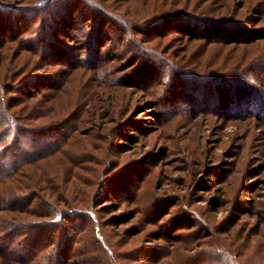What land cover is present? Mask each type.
<instances>
[{"label":"rangeland","instance_id":"1","mask_svg":"<svg viewBox=\"0 0 264 264\" xmlns=\"http://www.w3.org/2000/svg\"><path fill=\"white\" fill-rule=\"evenodd\" d=\"M37 1L0 0V7L19 9L11 12V19H6L9 11L0 10V23L5 18L10 25L0 32V102L4 98L11 100L10 105L14 99L34 104L28 115L6 103H0V110L14 112L12 119L24 125L23 130L46 126L42 134L47 137L61 126L70 128L60 149L32 161L23 175L30 179L40 165L42 174L53 182L40 184L42 203L44 199L62 211L79 210L64 222L77 237V251L98 247L99 238L110 253L103 257L107 264H264V118L262 122L255 114L244 113L227 118L212 102L220 90L205 79L217 75L211 66L216 61L217 69L239 74L262 89L264 70L252 60L264 59V42L246 48L253 59L248 63L244 57L240 65L234 58L245 52L243 46L221 50L201 41L188 43L177 39L174 21L163 25L173 28V33L155 34L163 26L140 30L143 18L134 17L154 6L167 10L175 1L194 15L219 17L228 12L223 5L238 0H219L222 5L215 7L213 0H92L103 9L102 16L93 12L91 0H76L83 5L76 19L91 12L99 18L103 48L97 63L108 69L105 81L95 77V64L87 63L81 43L88 37L85 30L91 28L76 30L75 39L69 41L63 32L51 30L53 18L42 14ZM232 11L240 19L260 17L237 7ZM123 20L131 22L130 29ZM43 28L56 43L72 47L73 65L55 60L52 46L45 53V43L37 40ZM23 29L27 32L18 35ZM24 38L26 42L31 38L26 45L33 50L21 46ZM139 49L148 52L147 67L140 64ZM172 63L184 69H175ZM229 66L234 70L229 71ZM143 71L150 75L147 82L137 80ZM197 77L205 81L196 82ZM49 84L53 85L49 88ZM52 126L55 130H47ZM10 130L9 123L0 121V133L7 135ZM42 137L36 142L41 143ZM10 139L11 135L4 142L7 154L19 147L33 151L26 139L19 140L17 148L15 143L8 145ZM7 187L14 190L13 185ZM74 187L83 194L77 195ZM37 205L49 210L38 200L27 210ZM27 219L38 221L33 216ZM51 228L57 233V226ZM19 239L12 240L11 248Z\"/></svg>","mask_w":264,"mask_h":264},{"label":"trees","instance_id":"2","mask_svg":"<svg viewBox=\"0 0 264 264\" xmlns=\"http://www.w3.org/2000/svg\"><path fill=\"white\" fill-rule=\"evenodd\" d=\"M218 1L219 0H213L212 6L215 7L216 3L220 4ZM37 2L41 3L38 5L39 7H43L42 14H49L53 18V20L50 21L51 23L49 26L51 30H55L57 32L59 31L60 33L63 32L62 36L67 38L69 41L75 39L77 34L76 30H82L86 26H88L87 28H91L90 31L85 30V34L89 32L88 37L81 40L83 48L85 49V51H83L87 57V63L95 64L93 67L95 77L99 81H105V78L108 74V69L106 71V67H103V65L101 66L99 63H97V55L103 48L101 42V33L97 23L99 18L92 17L93 15L91 16L92 12L90 11V15H85V13L83 14V17L81 16L76 19V13L83 11V5H81L76 0H39ZM90 3L91 5H94L92 7L94 8L95 11L93 10V12H95L96 15L98 14L102 16L104 14L103 9L97 7L92 0ZM223 7L233 15L232 18L227 15L228 12L222 13V15L219 17H217L218 15H215L216 17H210L207 15L204 16L200 14L194 15L190 13L189 9H186V7H183L182 9L180 7V2L177 1L170 4L167 10H164L162 7L154 6L150 7V9L137 12L134 17L143 18L141 19L142 21L138 27L140 30L142 27H148L151 29L156 24L158 26H165L166 22L174 21L176 26H178L176 33L180 34L177 39L181 41L185 40L188 43L201 41L206 47L214 44L218 45L221 50L225 48L234 49L237 48V46H243L245 47V50L243 49L245 52L242 54L240 53L238 58H234L236 59V64L240 63L241 65V61L244 63V57H248L249 59L246 60H248V63H250L253 58L250 60V57L247 55L252 53L246 48H252L255 46L254 42H264V24L259 26L264 18V0H238L236 2L234 1L228 3L227 6L223 5ZM234 7L248 10V13L251 16L260 17L258 19H254L252 17H243L240 19L238 18V13L236 12V15H234V12L232 11ZM154 9L158 10L159 12ZM0 10L9 11L10 17H7L6 19H11L14 17V15H10L11 12L13 13V11L19 9L13 6H7L0 7ZM149 10L151 12H149ZM150 15L151 19H148L150 18ZM113 19L119 21L117 18L113 17ZM54 20H56V22ZM91 22H93L94 25H92ZM120 22H122V24L126 26L127 29L131 28V25L129 24L131 22L126 23L127 21L125 22L124 20ZM58 24L62 25V27H64L67 31H62L61 29L59 30L57 28ZM9 26L10 25H6V20L3 18L2 22L0 23V32L9 29ZM164 26L157 31H153L152 33L160 34V32L164 33L165 31H168L167 33L171 34L174 32L172 31L173 28L170 27L168 30L167 28H164ZM44 28L43 35L40 33V37H37V40H40L39 43L41 44L43 40L46 45V49L49 48V46L53 47L51 52L55 54L54 56L57 58L55 60L64 62L67 65H73L72 55L69 52V49L73 50L72 47H67L64 43L63 44L65 46L56 43L55 39L53 40L54 37L50 36L49 30L44 31ZM26 32L27 29H23L22 31L18 32V35ZM70 32L75 33L72 36L70 35ZM45 33L47 34L44 36ZM79 40L80 39L77 41ZM29 41H32L31 38ZM25 42V38L23 40L21 39V46L25 50H28V48L33 50V48L26 45L28 42ZM43 49L45 48L43 47ZM184 50H188V47H185ZM43 51L45 52V50ZM83 51H81L78 56H81ZM137 51L138 53H136V55L138 56V59L141 60L140 64H145L147 67L148 63H146V61L148 58L145 56L148 54V52L144 49H139ZM48 52H50L49 49H47L45 53L47 54ZM229 53L227 56L230 59L227 60L231 61L233 57L231 56L232 53ZM192 54L193 53H189V55ZM208 59H210V57ZM199 62L198 64H200ZM252 62H254L255 65L260 68V71L264 70V59L262 61L253 59ZM215 64L218 63L213 61L211 66H214L215 71L213 70V73H216L217 75L213 74V77L205 78L208 83H216V89L220 90L218 92L220 97L216 96L215 101H212L214 104V109L221 110L222 108V113L223 115H226L227 118H239L241 113L251 116H254L255 114V117H257L259 121L261 120L263 122L264 87L262 89H258L257 87L251 85L250 81L239 76V74L228 73L226 72L227 70L223 68L217 69L218 67H216ZM173 65L175 69H184L182 67H178L176 64ZM224 65L225 64L223 63V66ZM230 70H234V68L230 69L229 66V71ZM189 71L192 70L189 69ZM143 72L144 73L139 75L137 80L141 82H147L150 78V75L145 71ZM199 78L200 77H197L196 82H198ZM200 79V81H205L204 78ZM52 85L53 84H49L48 87L50 88ZM190 85H188V87H190ZM35 87L37 86L35 85ZM25 96H30V99L33 98L29 91H26ZM10 101L5 102V99L1 98L0 103L2 105L6 103L9 107H18L15 112L19 114L22 111V114L28 115L34 108L33 103L25 102L24 100L17 99L16 101L14 99L13 102L15 101V104L12 103V105H10ZM221 102L224 103V106H222L223 104H221ZM13 114L15 113L12 112L11 114L8 111L5 113V111L0 110V121H2L4 124L9 123L13 129L10 130L11 133L7 135L0 133V264H107L106 258L103 257L107 256L109 250L103 241L98 240L99 238H96L97 240H95V243L98 247H95L89 251L83 250L80 253L79 250L77 251V249H79V247H77V244L79 243L76 241L77 237L74 232L68 231V228L70 227H68L64 222L65 220L69 219L68 216H72V214H74L73 212L79 211L78 209L69 208L62 211L59 210L55 205L49 204L44 199L42 203V195L39 196V191L42 190V186L40 184H52V177L42 174L40 165H36L34 174L30 179L23 175L25 166H29V164H33V162L41 160L42 157L57 152L66 139L67 133L69 134L70 132L69 130H66L70 128L68 126H64V129V127L61 126L63 128L59 127V132H57L55 135H50V137H47V135L42 134V131L46 129V126L25 129V131L22 127L24 125H18L14 122V119H12ZM61 114L62 112H60L59 115ZM53 129L55 130V126L47 128V130ZM10 135L11 139L8 142V145L9 143H15L16 147L19 140L26 139L29 147L33 148V151L26 153L19 147L18 150L16 149L17 151L7 154L9 147L6 148L4 142H6V138H9ZM40 136H43V139L41 143H38L36 142V139L40 138ZM5 180L9 181L6 183ZM7 184H10V186L13 185L14 190H8ZM11 192L13 195L18 193L20 197L13 195L10 196ZM74 192L77 195L83 194L81 190L78 188L75 189V187ZM12 200H15L16 202ZM35 200H38L39 203L43 204V206L48 207L49 210L42 209V207L37 205L31 211H28L27 207H30L29 205L32 206ZM28 216L36 217L38 221H28ZM8 222H10V224ZM54 226H57V233H54L53 229L51 228ZM95 227V231L97 232L96 235L98 236V227ZM18 236L20 237L19 241L15 244L14 248H11V244L13 243L12 240L14 238H19ZM74 248H76L75 252ZM147 260L148 258L146 261Z\"/></svg>","mask_w":264,"mask_h":264}]
</instances>
